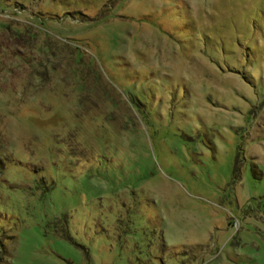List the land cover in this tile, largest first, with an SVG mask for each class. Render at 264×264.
Returning <instances> with one entry per match:
<instances>
[{"label": "rangeland", "instance_id": "rangeland-1", "mask_svg": "<svg viewBox=\"0 0 264 264\" xmlns=\"http://www.w3.org/2000/svg\"><path fill=\"white\" fill-rule=\"evenodd\" d=\"M0 264H264V0H0Z\"/></svg>", "mask_w": 264, "mask_h": 264}]
</instances>
